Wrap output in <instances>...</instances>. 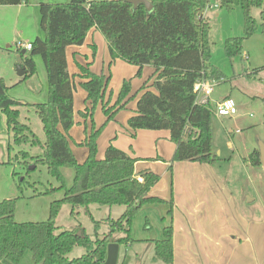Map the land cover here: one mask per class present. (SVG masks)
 Listing matches in <instances>:
<instances>
[{
  "label": "trees",
  "instance_id": "obj_1",
  "mask_svg": "<svg viewBox=\"0 0 264 264\" xmlns=\"http://www.w3.org/2000/svg\"><path fill=\"white\" fill-rule=\"evenodd\" d=\"M151 10L144 2L132 0H68L60 3L40 2L37 5L39 27L43 37L36 36L27 55H23L26 73L20 81L36 72L33 57L39 55L46 73L47 100L34 104L45 134L43 152L31 156L22 151L23 163L44 164L47 172L64 189L63 196L49 205L48 217L42 221L18 222L14 219L15 199L0 201V264H20L24 252L31 253L33 264H101L110 242L119 245L132 240L131 227L136 213L145 205L166 203V217L171 218L174 203L164 201L148 193L159 180L150 170L135 172L132 158L111 143L104 150L102 159L96 157V139L100 131H92L83 140L87 156L78 162L70 148L68 131L73 120V83L67 71L65 49L69 45H81L88 31L97 29L108 45L111 61L119 58L137 66L139 75L143 66L152 65L155 77L150 85L144 83L138 89L136 109L128 120L134 132L137 129H165L175 144L171 162L193 161L214 164L218 157L212 150V107L196 102L193 85L199 79H218L220 74L209 64L208 21L204 8L210 0H148ZM28 0H0V5L27 4ZM239 5L243 10V36L228 37L224 51L228 57L239 54L242 41L251 36L256 28L251 9H260L261 32L264 35V0H218V6L230 9ZM93 54L95 52L94 45ZM26 51V50H25ZM25 53V52H24ZM86 78L80 86L86 92L93 110L101 101L105 122L127 103L129 81L124 80L113 104L103 102L109 75L93 73L79 66ZM251 76V74H249ZM8 87L0 79V111L5 115L6 126L12 133L13 143L35 144L36 137L30 128L19 120V101L8 94ZM82 115H85L81 112ZM134 136V135H133ZM8 149L11 145H8ZM244 161L253 166L260 164L259 149L252 151ZM10 162L9 160L7 161ZM2 164V163H0ZM62 167L73 169V181L66 187ZM172 169L171 165L168 167ZM142 177L138 181L137 176ZM82 207L84 213L96 224L90 205H122L124 212L117 219H110L107 232L92 239L81 227L65 229L56 225V217L63 204ZM164 220V219H162ZM147 227V219H145ZM77 231H80L77 234ZM171 221L163 227L162 238L149 242L154 256L166 264L173 261ZM120 232L122 236L115 237ZM86 252L69 259L67 254L75 247Z\"/></svg>",
  "mask_w": 264,
  "mask_h": 264
},
{
  "label": "rangeland",
  "instance_id": "obj_2",
  "mask_svg": "<svg viewBox=\"0 0 264 264\" xmlns=\"http://www.w3.org/2000/svg\"><path fill=\"white\" fill-rule=\"evenodd\" d=\"M66 1L68 0H29V4L27 3L22 8H18L16 5H0V79H3L8 87L7 94L20 102L17 106L19 120L29 126L30 132L34 134L37 140L35 144H14L12 133L7 130L5 115L0 111V163H2L0 164V201L15 199L14 219L18 222L46 220L50 203L61 198L64 189L58 188L60 183L47 172L46 165L30 162L26 166L23 163L20 152L26 151L31 156H40L43 152L45 134L33 105L47 100V90L44 64L39 55L34 56L33 60L36 67L34 82L40 87L35 86L30 81H20L21 77L17 75V67L22 64L23 55H27L28 51L22 53L24 48H19L16 43L20 41L31 42L36 36H43V31L38 25L37 6L32 4ZM146 1L148 2V0ZM209 3L216 6L205 10L209 27L208 44H210L208 62L220 74L218 79L208 78L214 84L209 96V103L214 108V101L229 96L234 100L237 111L233 116L217 117L213 113L211 114L212 150L218 157L217 162L213 165L214 171L219 176H222L223 173H231V178L227 180V183L231 190L236 193L235 195L239 196L241 203H243L242 192L250 191L252 188L251 177L254 184L257 186L260 184L261 199L264 202V167H258L260 168L258 169L260 170L259 174L254 175L251 171L252 168H246L244 173L240 166L241 156H246L253 149L264 146V35L261 32L260 9L257 7L251 9V16L256 22L254 33L243 39L242 50L239 54L228 57L224 51V41L228 37L243 36V10L239 5L232 6L230 9L218 6V0H210ZM146 10L148 12L151 10L150 3L146 4ZM216 13L217 15H215ZM98 33L103 40L102 34ZM97 47V51L95 49L94 54L92 52L89 56V65L93 71L103 72L110 77L104 92L103 102L108 101L111 105L116 101L124 80L130 83L128 101L107 122H105L106 118L101 108V101L95 105L92 111H87L89 114L85 118L81 112L78 114V110L83 105V88L80 84V88L79 86L75 88L73 85L74 123L68 131V138H71L72 143L69 145L76 156V160H83L80 153L85 148L84 145L80 144L83 141H79L83 130L87 136L92 129L100 128L96 139V156H103L109 140L118 145L124 144L122 145L124 149H129L130 142L128 141L131 137L130 129L125 124L126 115L135 106L136 98L140 94L138 92L140 86L152 80L151 78L148 79L151 67L143 69L139 75H136L135 64H129L122 59L121 61L119 59L120 62L117 64L115 62L109 64L106 55L103 56L102 54L103 44ZM8 145H11L10 149L7 148ZM113 146L115 145L113 144ZM172 169L168 171L167 175L158 173L160 177L157 184L162 182H166L167 185L170 184ZM61 171L66 187L71 186L73 169L62 167ZM246 200L247 197L243 201L247 202ZM255 201V205L260 202L259 198ZM97 207H102L101 212ZM107 209H111L109 213L111 218L117 219L122 214L124 206L91 204L90 211L97 221L94 224L84 213L82 207H75L74 214H72L71 205L65 203L61 206L55 223L66 229L80 226L92 239L96 236L101 238L109 225L101 215L102 212L107 215ZM141 232H145L143 222L134 234L131 227L133 241L119 245L116 264H152V249L145 252L144 258L140 260L139 255L143 247L137 236ZM114 236H122V233L115 232ZM85 252L83 247L75 246L67 254V257L69 259L76 258ZM156 264L164 263L158 260Z\"/></svg>",
  "mask_w": 264,
  "mask_h": 264
},
{
  "label": "crops",
  "instance_id": "obj_3",
  "mask_svg": "<svg viewBox=\"0 0 264 264\" xmlns=\"http://www.w3.org/2000/svg\"><path fill=\"white\" fill-rule=\"evenodd\" d=\"M27 3L29 4V0ZM39 3L36 2L32 5L37 6ZM26 5L25 3H21L16 6L22 8ZM203 14L206 16V11ZM98 32L95 28L90 29L81 45H69L65 49L67 71L71 76L75 88L86 80L79 66L88 68L91 72L98 74L89 65V56L93 52L92 45H94V49L97 51V46L103 44L102 54L103 56L106 55V60L109 64L112 62L117 64V62L121 61V59L118 61L119 58L111 61L108 45L104 39V41L102 40ZM145 68H150L149 70H151L148 79L151 78L152 80L145 82L147 85H150L155 77V68L152 65H145L142 70ZM34 76L35 73L24 80L33 82L35 86L38 85L40 87L39 84L34 82ZM83 93V105L78 110V114L83 112L85 114L83 116L87 118L89 113L86 112V109L90 101L86 100V92L84 91ZM136 102L131 112L126 115L125 124L129 129L128 120L135 112ZM76 121L78 120L76 119ZM129 134L131 137L128 141L130 142L128 145L129 149H124L122 146L124 144L118 145L116 142H112V140H109L107 145L113 143L116 148L123 150L132 158H135L133 167L136 173L150 170L156 174L167 175L169 171L168 167L171 165V168H173L170 184L167 185L166 182L157 184L158 182H156L148 193L149 196H156L164 201L172 199L174 205L171 218L166 217L169 209L168 204L153 203L152 205L143 206L133 219L132 233H135L142 222L143 230L145 231L137 236L143 247L139 255L140 260L144 258L145 252L149 249L153 250V247L149 246V242L154 239H161L163 227L171 221L173 228L172 264H264V202L261 199L260 184L258 186L254 184L250 177L251 184H253L252 188L250 191L242 192L243 200L247 197V202L242 200L243 203H241L239 202V196L235 195L236 193L231 190L227 183V180L231 178L230 172L219 176L214 171V164L206 162L198 163L188 160L171 162V155L174 152L175 144L170 140V133L167 130L137 129L133 132L130 129ZM80 136L81 139L79 141L82 142L86 137L84 130ZM70 139L68 138L69 143H72ZM84 148L80 153L83 160L77 159L78 162L84 161L87 156V148L85 146ZM250 153L246 156H241L240 166L243 168L244 173L246 172V168H252V173L258 175L260 171L258 167L264 166L261 163L258 166H253L243 160ZM103 156L96 157L102 159ZM258 198L260 202L255 205V200ZM97 208L101 212L102 207ZM107 212V215L103 212L101 215L109 224L107 217L112 219L109 215L111 209H107ZM145 219L148 222L147 227L144 222ZM131 238H133L132 235ZM158 260L154 256L153 251L152 264H156ZM20 264H33L30 252H24L20 259Z\"/></svg>",
  "mask_w": 264,
  "mask_h": 264
},
{
  "label": "built area",
  "instance_id": "obj_4",
  "mask_svg": "<svg viewBox=\"0 0 264 264\" xmlns=\"http://www.w3.org/2000/svg\"><path fill=\"white\" fill-rule=\"evenodd\" d=\"M216 5L208 3L204 11L207 9L215 8ZM19 48H24V50H29L31 44L29 42H18L16 43ZM214 84H212L208 79H199L193 85V92L196 94V102L203 105L210 101V94L213 90ZM234 100L229 96H224L219 101H214V108H212V113L217 116H233L236 113ZM138 181H142L141 176H137Z\"/></svg>",
  "mask_w": 264,
  "mask_h": 264
},
{
  "label": "water",
  "instance_id": "obj_5",
  "mask_svg": "<svg viewBox=\"0 0 264 264\" xmlns=\"http://www.w3.org/2000/svg\"><path fill=\"white\" fill-rule=\"evenodd\" d=\"M137 2H144L145 5L149 3L146 0H137ZM25 50L22 49V53H24ZM26 73V69L23 65H19L17 67V75L18 76H23ZM259 160L262 166H264V146L262 145L259 148ZM80 231H77V234H79ZM118 250H119V244L116 242H110L106 246V256L104 261L101 264H116L117 262V255H118Z\"/></svg>",
  "mask_w": 264,
  "mask_h": 264
}]
</instances>
